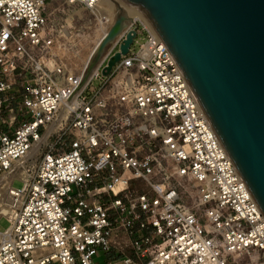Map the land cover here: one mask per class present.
I'll use <instances>...</instances> for the list:
<instances>
[{"label": "built area", "instance_id": "obj_1", "mask_svg": "<svg viewBox=\"0 0 264 264\" xmlns=\"http://www.w3.org/2000/svg\"><path fill=\"white\" fill-rule=\"evenodd\" d=\"M54 1L0 0V179L44 139L0 264H264L262 210L157 31L103 75L135 20L68 103V20L104 38L111 12Z\"/></svg>", "mask_w": 264, "mask_h": 264}, {"label": "water", "instance_id": "obj_2", "mask_svg": "<svg viewBox=\"0 0 264 264\" xmlns=\"http://www.w3.org/2000/svg\"><path fill=\"white\" fill-rule=\"evenodd\" d=\"M127 4L95 50L80 91L115 40L145 14L172 53L222 145L264 215V0H122ZM130 30L102 69L129 52Z\"/></svg>", "mask_w": 264, "mask_h": 264}, {"label": "rangeland", "instance_id": "obj_3", "mask_svg": "<svg viewBox=\"0 0 264 264\" xmlns=\"http://www.w3.org/2000/svg\"><path fill=\"white\" fill-rule=\"evenodd\" d=\"M63 4H64V0H55L48 7V9H49L48 11L53 10L54 13L52 14V16L54 18H56V20H58V21L61 19H66L69 17L68 15L62 14L61 12H59V13L55 12L54 7L55 8H59V7L61 8L63 6ZM84 17H85L84 19L83 18L76 19L77 22L76 21L72 22V18L70 17L68 20L69 23H67L72 28L73 31H75L74 28H76V32H74L75 35L72 39V44H73V41L75 40L78 47L73 48L72 46H68L66 48V51H67L66 55L68 58V63L70 64V67H72L74 70H79L80 68L83 69L85 67L87 59H88L91 51L93 50V48L96 46L98 41L103 36L102 34H100V31L98 28L97 29L94 28L95 27V21L91 20V18H90L91 16H89L88 14L85 13ZM116 18H117V12H116ZM139 20L140 19H136L137 26L140 29H143V31L137 35V37H136L137 42L132 43V47L135 50H138L140 45L142 43H144L147 39V31L143 28V26ZM84 21H85V24H83ZM76 43H74V44H76ZM39 160H40V153L38 151V153L34 156V158L26 161V163H27L28 167L34 171ZM21 175L24 177L25 175H29V174L27 172H23ZM11 181H12V177H10L8 181H6L5 183L0 185V196H1V193L4 192L2 190L3 188H6L5 191L10 193L9 185L11 184ZM13 185L16 188H21L23 186V182L20 179L16 178L13 182ZM10 215L11 216L13 215V210H11V212L9 213L8 216H10ZM9 225H10V222L8 221V219L5 216H1L0 217V231L6 230L9 227Z\"/></svg>", "mask_w": 264, "mask_h": 264}, {"label": "bare ground", "instance_id": "obj_4", "mask_svg": "<svg viewBox=\"0 0 264 264\" xmlns=\"http://www.w3.org/2000/svg\"><path fill=\"white\" fill-rule=\"evenodd\" d=\"M126 7H127V4L126 3H124L122 0H100V8H101V10H100V12H101V14L102 13H105V12H107V11H109V12H111V24H112V26L114 25V23H115V21H116V12H117V18L119 17V15L121 14V13H123L124 11H125V9H126ZM108 12V13H109ZM136 19H140V20H142L143 21V23L150 29V31L152 32V33H155L156 32V30H155V27L152 25V23H151V21L149 20V18L145 15V14H134V18H133V22L136 20ZM132 22V23H133ZM132 23L124 30V32H126L128 29H129V27L132 25ZM123 32V33H124ZM122 33V34H123ZM121 34V35H122ZM108 35V34H107ZM120 35V36H121ZM119 36V37H120ZM119 37L115 40V42L113 43V45L111 46V48L114 46V44L117 42V40L119 39ZM105 38V37H104ZM104 38H102L101 37V39L98 41V43L96 44V46L93 48V50L91 51V53H90V55H89V57H88V59H87V62H86V65L87 64H89L88 63V61L90 62V60H91V58H92V56H93V54H94V52H95V50L97 49V47L99 46V44L101 43V41L104 39ZM111 48L108 50V52L106 53V55L109 53V51L111 50ZM105 55V56H106ZM105 56L103 57V59L105 58ZM90 59V60H89ZM102 59V60H103ZM101 60V61H102ZM100 61V62H101ZM99 62V63H100ZM99 63H98V65H99ZM85 65V66H86ZM98 65H97V67H98ZM88 66V65H87ZM87 66H86V68H87ZM97 67H96V69H97ZM85 68V67H84ZM95 69V70H96ZM86 70V69H85ZM46 137V136H45ZM44 137V138H45ZM44 141V139L43 140H41V142H39V143H36L34 146H33V148L29 151V153H28V155L26 156V158L22 161V168L21 169H18V171L17 172H9V173H5L4 175H3V177L0 179V185L1 184H3V183H5L6 181H8L9 180V178L10 177H12V180H13V178H15V177H23L21 174L23 173V172H27L29 175H25L23 178H25V179H29L31 176H30V173L28 172V170H27V166H26V161H28V160H31L32 158H34V156L38 153V151L40 150V147H41V144H42V142ZM26 164H25V163ZM21 163V162H20ZM19 163V164H20ZM11 183H12V181H11ZM14 188L13 187H11V184L9 185V190H10V193L9 192H7V191H5L6 190V188H3L2 190L4 191V192H2L1 193V196H0V216H2V215H9V213L11 212V210H13V215L15 214V211H14V209H15V206H17L18 205V203L21 201V199H19V198H15V196L13 195V193L11 192V190H13ZM12 215V216H13ZM11 216V215H10Z\"/></svg>", "mask_w": 264, "mask_h": 264}]
</instances>
